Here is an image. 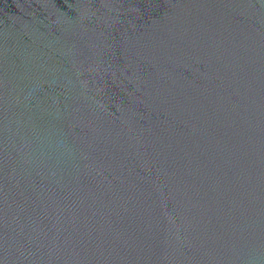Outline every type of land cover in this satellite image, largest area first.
<instances>
[{
  "label": "water",
  "instance_id": "water-1",
  "mask_svg": "<svg viewBox=\"0 0 264 264\" xmlns=\"http://www.w3.org/2000/svg\"><path fill=\"white\" fill-rule=\"evenodd\" d=\"M0 264H264V0H0Z\"/></svg>",
  "mask_w": 264,
  "mask_h": 264
}]
</instances>
